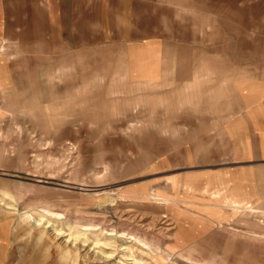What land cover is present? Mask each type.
<instances>
[{"label": "rangeland", "instance_id": "1", "mask_svg": "<svg viewBox=\"0 0 264 264\" xmlns=\"http://www.w3.org/2000/svg\"><path fill=\"white\" fill-rule=\"evenodd\" d=\"M133 2L0 0V201L17 208L0 207L11 248L5 264H264L263 214L214 224L191 214L213 228L197 231L184 229L185 214L170 211L163 195L173 171L164 159L170 136L153 129L164 120L163 102L149 112L142 89L137 100L128 58L139 10L145 26L156 13L152 25L164 29L169 9ZM119 11L130 21L124 31ZM220 19L219 61L226 64L237 39H228L222 12ZM117 66L127 81L116 80ZM58 69L59 79L52 77ZM222 78L221 115L231 100ZM13 104L35 116L11 111ZM39 217L44 241L28 234L39 236L28 223ZM237 225L250 230L235 232ZM242 234L263 241L243 247L232 239Z\"/></svg>", "mask_w": 264, "mask_h": 264}, {"label": "crops", "instance_id": "2", "mask_svg": "<svg viewBox=\"0 0 264 264\" xmlns=\"http://www.w3.org/2000/svg\"><path fill=\"white\" fill-rule=\"evenodd\" d=\"M133 1L139 8L154 4L169 9V15L164 10V29L152 25L156 13L154 18L147 14L145 26V13L139 10L141 23L128 58L137 100L142 89L149 112L152 104L157 111L156 104L163 102L164 120L162 125L155 121L153 129L170 136L164 159L173 171L166 175L163 191L170 211L185 214L184 229L197 231L213 228L191 214L207 215L211 224L223 216L247 223L248 212L264 215V0H121L126 7L136 6ZM221 12L228 39H237L234 60L230 45L226 64L219 61ZM120 14L124 31L130 21L127 13ZM118 67L116 80L127 81L124 68ZM55 76L60 78V70ZM221 76L231 88L223 115ZM233 230L250 229L237 225ZM233 238L243 247L263 241L261 234ZM9 243V235L6 239L0 230V264L11 255Z\"/></svg>", "mask_w": 264, "mask_h": 264}, {"label": "bare ground", "instance_id": "3", "mask_svg": "<svg viewBox=\"0 0 264 264\" xmlns=\"http://www.w3.org/2000/svg\"><path fill=\"white\" fill-rule=\"evenodd\" d=\"M16 104H13L11 105L9 108L11 109V111L15 110V111H18V112H24V113H27V115L31 116V117H34L32 116V112L33 111L29 108L27 110H25L26 107H19V106H15ZM145 198V197H143ZM3 201V200H2ZM165 202V201H164ZM0 207H2L5 211L7 212H10L12 214H15L17 213V208L14 206V205H9V204H4L0 201ZM1 209V208H0ZM2 210V209H1ZM44 210V209H43ZM6 213V212H5ZM44 213L45 210H44ZM47 214V213H46ZM30 218V217H29ZM28 218V219H29ZM40 218V217H39ZM41 221V218L39 220H30L28 221V223L31 225L32 227V230L36 229V230H40L38 233H39V236H34L33 233L30 231L28 234H30V236H32L33 238H35V240L37 241H44L43 239V235H45V232H46V229L45 228H42V226H40L39 222ZM29 227V226H28ZM60 232L56 229V228H52V232H50V236L56 238L58 237L60 234ZM48 235V234H47ZM80 235V232H76L74 235H72L74 237V239L76 240L77 237ZM46 236V235H45ZM50 238V237H49ZM48 239V238H47ZM49 240V239H48ZM65 246L69 247V249H73V248H76L75 244H73L72 246H70V243L68 244V241L66 243H64ZM65 247V250L66 248ZM64 249V248H63ZM68 250V249H67ZM70 251V250H69ZM68 252V251H67ZM69 254V253H68Z\"/></svg>", "mask_w": 264, "mask_h": 264}]
</instances>
